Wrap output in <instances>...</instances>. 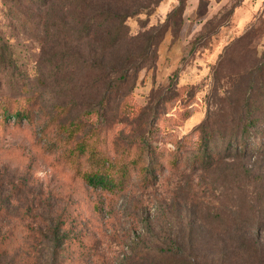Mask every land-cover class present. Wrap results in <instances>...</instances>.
I'll return each mask as SVG.
<instances>
[{"label":"rangeland","instance_id":"374dc122","mask_svg":"<svg viewBox=\"0 0 264 264\" xmlns=\"http://www.w3.org/2000/svg\"><path fill=\"white\" fill-rule=\"evenodd\" d=\"M177 4L154 0L151 14L128 20L131 33L141 31V19L148 20L147 28L165 25ZM78 26L69 0H0V47L5 50L0 96L40 94V123L12 122L0 131V229L17 219L34 228L28 254L21 255L30 264H56L48 229L63 216L73 234L81 233L69 250L92 264H175L173 254L174 259L206 264L223 257L229 237L224 223L232 211L248 212L252 228L264 216V152L229 158L210 169H168L155 185L133 186L116 195L73 180L57 155L41 151L46 119L66 122L98 107L104 81L111 77L109 61L130 48L123 45L120 52L107 51L103 57L91 38H81ZM263 45L264 0H188L177 39L171 28L163 32L153 54L113 98L110 117L124 92L145 106L170 85H188L169 113L194 107L174 129L182 136L213 115L216 104L228 109L223 91L245 82ZM168 146L173 148L171 142ZM247 169L252 175L246 176ZM249 182L256 183L250 186L256 203L245 196ZM1 259L0 264L24 263Z\"/></svg>","mask_w":264,"mask_h":264},{"label":"trees","instance_id":"16d2710c","mask_svg":"<svg viewBox=\"0 0 264 264\" xmlns=\"http://www.w3.org/2000/svg\"><path fill=\"white\" fill-rule=\"evenodd\" d=\"M35 1L46 4L49 0ZM187 1L178 0L165 25L147 28L148 20H139L141 31L133 35L128 20L151 14L154 0H69L72 21L79 24L77 33L81 38H91L94 49L103 51V57L107 51L120 52L123 45L130 47L109 61L111 77L104 81L98 107L87 108L66 122L52 116L42 124L41 151L45 156L57 155L73 180L117 195L133 186L146 189L155 185L168 169L178 171L189 166L210 169L229 158L264 152V45L256 63L246 72L245 82L231 84L223 91L221 100L228 109L216 104L218 109L213 115H206L182 136L174 129L194 113V107L187 106L185 112L175 115L169 113L188 85H170L165 94L154 97L145 106L137 104L124 92L115 117H110L113 98L118 97L132 74L153 54L163 32L171 28L173 39H177ZM153 29L156 35L149 36ZM4 53L0 47V58H4ZM39 108L38 92H25L17 97L0 96V131L12 122L20 126L25 121L37 125ZM170 142L173 148L168 146ZM248 173L251 174L249 169L246 176ZM252 184L248 183L245 196L255 202L257 197L250 190ZM247 216L248 212L232 211L229 222L224 223L229 236L226 253L206 264H264V216L256 222V228H252L253 220ZM67 219L63 216L57 225L48 229L56 264H92L90 259L77 260L74 249V252L69 250L81 233L73 234ZM33 231L34 228L24 226L18 219L12 226L0 229V261L1 257L14 258L19 263L30 264V259L21 255L28 254L26 246H31ZM176 256L171 255L175 264H202L195 258L174 259Z\"/></svg>","mask_w":264,"mask_h":264}]
</instances>
